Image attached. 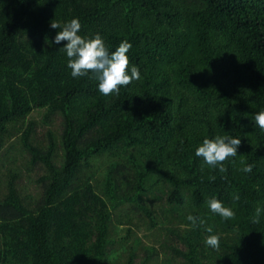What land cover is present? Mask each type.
<instances>
[{
	"label": "trees",
	"instance_id": "obj_1",
	"mask_svg": "<svg viewBox=\"0 0 264 264\" xmlns=\"http://www.w3.org/2000/svg\"><path fill=\"white\" fill-rule=\"evenodd\" d=\"M73 18L140 79L72 77L50 25ZM261 111L264 0H0V264H264ZM217 136L241 139L223 172L195 155Z\"/></svg>",
	"mask_w": 264,
	"mask_h": 264
},
{
	"label": "clouds",
	"instance_id": "obj_2",
	"mask_svg": "<svg viewBox=\"0 0 264 264\" xmlns=\"http://www.w3.org/2000/svg\"><path fill=\"white\" fill-rule=\"evenodd\" d=\"M51 28L62 29L54 37V43L60 44L67 41L64 45L68 59L67 67L71 69V75L74 78L86 76L89 72L95 73L99 81V91L105 96L112 93L119 95L121 86H127L133 80L140 79V71L136 66H130V60L127 55L132 45L128 41H122L115 51L109 52L102 36L97 33L93 38H85L78 35L81 29V23L78 18H73L61 26V24L52 21ZM255 123L264 130V111L257 113L254 117ZM241 145V139L231 136H217L214 139L203 140L201 146L196 149L195 155L202 157L204 161L215 168L220 166L221 172L225 171L223 162L229 157L237 155V149ZM253 165L248 164L242 170L245 173H251ZM214 179V178H213ZM235 199H239L237 195ZM210 210L219 214L225 219H232L234 212L223 205L218 199H211L209 202ZM260 209L256 210V216L253 223H259ZM187 219L195 226L198 217L189 215ZM200 223H203L201 220ZM208 232H212L209 227ZM220 238L217 235H211L207 238V245L219 250Z\"/></svg>",
	"mask_w": 264,
	"mask_h": 264
},
{
	"label": "rangeland",
	"instance_id": "obj_3",
	"mask_svg": "<svg viewBox=\"0 0 264 264\" xmlns=\"http://www.w3.org/2000/svg\"><path fill=\"white\" fill-rule=\"evenodd\" d=\"M32 115L35 116V117H37L38 118V121H40V119H41V117H40L41 113H39L38 111H34ZM58 127H59V122H58V120H56L54 122V129L57 130ZM46 128L47 127H44V126L41 127L40 126V129H38V133H41V136H43V131H45ZM4 172H5V169L3 168V173ZM21 181H23V183L25 185H28L30 187V189L33 191L34 185L29 180H27L26 174H25L23 180H21ZM126 225L127 224H122V225H120V227L125 228ZM135 232H136V235H138L139 237H141V240L143 242L156 244L157 247L160 248V246H159L160 244H159V242H157V239H159V238H157V236L154 235L155 232L148 231L147 228H146V226L144 224H142L140 226V228H137V229L135 228ZM129 240H130L129 242L132 243V240L131 239H129ZM138 253H139V256L141 258L144 255L145 252H144V250L142 248H139ZM121 260L122 261H126V256L122 257ZM147 264H150V263H147ZM152 264H153V261H152Z\"/></svg>",
	"mask_w": 264,
	"mask_h": 264
}]
</instances>
